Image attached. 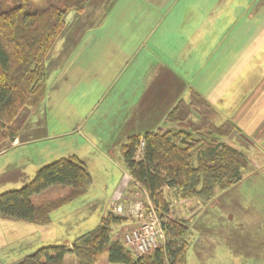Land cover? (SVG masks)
Segmentation results:
<instances>
[{
    "label": "crops",
    "instance_id": "1",
    "mask_svg": "<svg viewBox=\"0 0 264 264\" xmlns=\"http://www.w3.org/2000/svg\"><path fill=\"white\" fill-rule=\"evenodd\" d=\"M160 2L104 0L97 6L100 7L99 18H91L89 24L79 29L70 40L59 37L61 46L54 54L57 52L56 57L60 60L52 69L59 75L56 87L64 92L58 97L70 98L71 92L74 97L78 94L81 112L74 126L64 129L68 133H61L57 137L74 139L75 134L82 139V143L75 147V151L51 153L53 157L56 156L54 159H47L45 163L39 161L29 174L19 172L25 162V153L27 155L25 149L51 139V136L41 133L21 135L22 122L26 123L28 115L36 109L26 110L27 114L21 122L16 120L13 123L17 129L15 140L0 145V157L10 151L12 155L13 151L21 150L15 156L0 161V185L5 186L0 193L19 188L12 186H23L38 168L61 157L76 156L85 164L92 178L85 154L115 153L116 157L109 159L113 168L107 173L113 178L112 186L100 206L102 218L113 201L135 196L129 191L133 181L122 161L120 146L131 135L166 127L168 114L180 100L188 103L193 91L215 110V124L229 121L235 125L237 132L231 137L255 134L264 122V109L261 113L252 112L253 120L250 118V122H255L253 126L256 127L252 133H246L239 123L251 116V110L264 90V68L258 67L260 48L257 45L259 40L264 43V0H170L167 6L159 8ZM72 51L75 57L73 66L69 64ZM46 62L48 64V60ZM66 65L72 67L67 66L68 72L64 70ZM259 74L261 79H258ZM68 80L66 87L64 83ZM70 80L73 82L70 83ZM193 118H198L194 108L191 121H194ZM44 127L40 129L45 131L46 122ZM260 138L263 144L264 133ZM255 177L242 178L228 190H223L230 193L236 187L249 183L251 189L245 195L238 189L231 192L234 196L233 202H230L232 205L225 206V210L233 213L232 218L246 226L237 228L226 225L212 230L214 240L210 244H201V238L195 237L197 230L205 225L197 216L206 206L222 204L221 195L213 202L210 201L214 197L205 202L197 199L187 202L203 208L185 217L188 220L187 241L193 240L191 249L197 251L188 261V244L186 264H208L215 257H218V264H264V179H252ZM105 180L109 182L108 177ZM93 182L94 179L85 196L90 193ZM104 184L108 187L106 181ZM52 188L35 196V202L46 197L45 194ZM239 197L247 202L246 206L251 210L242 212ZM56 211L51 214L47 224L0 218V223H8L5 225H8L9 237H13L16 231L24 233V239L17 242L15 247V244L5 246L15 242L16 238L7 242V231L3 233L0 237H4L1 241L4 244L0 246V264L15 262L24 254L43 246L70 245L82 234L71 238H49L48 233L56 227L53 217ZM242 233L249 237L242 238Z\"/></svg>",
    "mask_w": 264,
    "mask_h": 264
},
{
    "label": "trees",
    "instance_id": "2",
    "mask_svg": "<svg viewBox=\"0 0 264 264\" xmlns=\"http://www.w3.org/2000/svg\"><path fill=\"white\" fill-rule=\"evenodd\" d=\"M45 1L48 5L37 9L32 8L31 0H0V145L17 137L13 123L21 111L36 109L43 102L46 59L66 28L67 14L83 13L91 0ZM193 108L200 111L199 122L175 130L172 125L188 121ZM215 116V110L193 91L188 103L180 100L168 114V128L131 135L120 146L132 186L146 192L158 213L165 237L161 245L135 256L113 233V226L126 219L108 211L71 246H43L9 264H66L68 254L77 264H95L103 254L111 264H186L187 221L170 216L165 188L180 199L210 201L217 189L239 182L248 166L245 153L219 139L237 132L235 125L229 121L217 125ZM91 183L81 160L61 157L38 168L20 188L0 193V218L47 224L54 211L82 196ZM51 187L65 191L35 202V196Z\"/></svg>",
    "mask_w": 264,
    "mask_h": 264
},
{
    "label": "rangeland",
    "instance_id": "3",
    "mask_svg": "<svg viewBox=\"0 0 264 264\" xmlns=\"http://www.w3.org/2000/svg\"><path fill=\"white\" fill-rule=\"evenodd\" d=\"M102 1H104V0H91L89 5L86 7V10H84V12L81 14H77L73 11H70L66 17L67 24H66L65 30L62 32V36L65 37L67 40H70L75 34L78 33L79 29H82L85 25L89 24V20H91V18L92 19L93 18L94 19L99 18L100 7H97V6ZM154 1L158 2V0H154ZM31 2H32L31 3L32 8H37V9L45 8L48 5V3L45 0H31ZM141 2H143V1H141ZM169 2H170V0H161V2L159 3V5H160L159 8H163L164 6H167ZM60 38H61V36H60ZM258 38H259V36H257V39ZM61 42L62 41L58 38L57 41L55 42L54 46H53L54 48H52V50L50 51V53L46 59V61L48 60V64H46V73L48 74V72H49V77H48L47 82H46V93H45V97H44V105L42 102L39 106H37L36 110H34L33 113H30L28 115L26 123L22 122L23 126L20 129L21 135H23L24 133H27V136H31V135H35V134L38 135L41 133V134H47L48 137L51 136V139L47 140V141L43 140L44 142H40V143L37 142L35 145H32L31 149L30 148L25 149V152L27 151V155L25 153V156H26L25 162H24V165H22L19 168V172H26L27 174H29V173H31L30 169H32L33 167L35 168L34 165L39 163V161H42L40 163H45L47 159H48V161H51L52 159H54V157H56V156L53 157L51 155V153H55V152L58 153L61 151L68 152L71 150L75 151V150H77V148H75V147H77V145H79L80 142L82 143V139L79 137H76L75 134L73 136L74 139H72V137H68V136L57 137L61 133H68V132H65L64 129H71V127L74 126L75 119L80 116V112H81V109H80L81 105L79 107L78 94H76V96L74 97L73 92H71L70 98L64 97L62 99L61 97L60 98L58 97L59 95H63L64 92H61V89H58L56 87V85H57L56 83L58 81L59 75H57V72H53L52 69L57 66V63L60 60V58L56 57L57 52L55 54H54V52L59 49V47L61 46ZM257 45L260 48V50L258 51V53H259L258 67H261L263 70V68H264V43H263V40H259ZM73 51H72V54H71L70 59H69L70 60L69 64H71V66H73V64L75 62V57L73 55ZM50 56H51V59H49ZM53 56H55L56 58L52 59ZM67 66H69V65H66V67L64 68V70L66 72L69 71V67L72 68L71 66H69V67H67ZM71 76H72V74H71ZM262 76L264 79V74ZM258 79H261V74H259ZM68 82H69V80L66 83H64L66 85V87L68 86V84H67ZM72 82H73V80H70V83H72ZM49 87L51 88L50 90H49ZM29 109L33 110V108H29ZM262 109H264V90L261 93V96H259V98L255 104V108H253L251 110V116L249 118H246L244 120V122L239 123V125L241 127H243V130L246 133L250 134L256 129V127L253 126L255 124V122H252V123L250 122V118H252V112L256 111V114H257V111H259V113H261L263 111ZM26 110H28V109H23L21 111L20 117H18V119H17L18 123L21 122V120L27 114ZM195 110H196L198 117H199L200 111L198 109H195ZM256 117H257V115H256ZM189 120L185 121V123H182V124L181 123H174L172 126L175 130L187 129L189 127V125L199 122L198 118L194 119V121H191V119H189ZM252 120H253V118H252ZM45 122H46V129L44 131L40 128H45L44 127ZM166 128H168V127L166 126V127L161 128V129L164 130ZM204 131H206V130H204ZM263 133H264V122L259 126V128L256 130L255 134H253V136L252 135H248V136L247 135L246 136L239 135L236 137L228 136V137H222V138L220 137L219 138L220 141L235 147L236 149L245 153V155L247 156L248 166L243 171V178L244 179L255 177V176H257V177L252 178V179H256V180L264 179V146H263L264 143L263 144L260 143V139H261L260 137L262 136ZM232 134H230V135H232ZM263 141H264V138L261 142H263ZM20 151L21 150H19L17 152L13 151L12 155H10L12 153V151H10L9 153L4 154L3 157H0V161L11 158L13 155L15 156L16 153H20ZM78 152L80 153V149H78ZM112 154L113 155H101V154L100 155H94V154L89 155V154H85L84 157L87 158L88 168L92 171V176H93L92 179H94V182H93L94 185L91 188L90 193H88L86 196L84 195L86 193L85 192L82 196H80L76 200L70 202L69 204L67 203V205H65L64 207H62L61 209L56 211L57 213L53 216L55 218L54 221L56 222V227H54V229L51 230L50 233H48L47 236L49 238H51V237H54V238L55 237L71 238V237H74L75 235L89 231V230L93 229L96 225L99 224V222L101 220V216H102L101 212H99L100 206L102 205V199L109 192V190L112 186V178L113 177L108 176V173H107V171L109 172V170L111 168H113L112 167L113 164L111 163L112 162L111 160H113L116 157L115 153H112ZM195 158L196 157L194 155L193 161H195ZM109 159H111V160H109ZM1 163H0V165H1ZM105 168H106V170H105ZM7 173L8 172H6V174ZM106 177H108L109 182L107 180H105ZM104 181H106L108 183V187L104 186L105 185ZM3 185L4 184L0 185V191L5 189V188H3V187H5ZM135 186H134L135 189H134V187H132V184L129 187V189L132 190L130 192L135 194L134 198H132V199H130V198L123 199L122 198L121 200H118L116 202L113 201V203L110 205L109 211L112 212L114 207L117 206L118 204H123L126 208V211H127V208L131 207L132 205L140 204L143 207V209L145 211H147V214H148L149 210H150L148 205L150 203L152 204V202L149 201V199L147 198L148 196H147L146 192L140 186H138V185H135ZM12 187H19L20 188L21 186H12ZM237 189L239 191H241L243 195H245L246 192H248L251 189V187L249 186V183H247V184L241 185L239 187H236L234 190H237ZM64 191L65 190L62 188L53 187L52 189H50L45 194V195H47L46 197H41V198H51L54 196H59L62 193H64ZM233 191H231V192H233ZM164 192H165V196L168 198V200L171 203V206H170V216L171 217H176V218L183 219L184 221L185 220L188 221L185 218L187 216V214L197 212L198 209H199L198 212L202 211L203 207L200 208V205L197 206L198 204H194V205H192V204L190 205V203L187 204V202H190L191 200H195V199H180L177 195H175V192L173 190H168L166 188H165ZM231 192L229 193L226 190L223 191V190L217 189L215 191L214 198L210 202H213L216 199V197L219 195H221V197H222L221 201L222 202L224 201V202L220 205H216L215 207H214V205H212L211 207L206 206L203 209V211L201 212V215L199 214V216H197V219L201 218L202 222H205V225L202 226L200 230H197L196 235H195V237L201 238V244L207 243V242L210 244V242H213L214 235L212 233V230H217L219 227L231 225V226H236L237 228H239V227L243 228L244 226H246L240 220H236L235 218H232L231 216H233V213L231 211L225 210L226 209L225 206L232 205V204H230V202H233L234 196ZM41 198H39V200ZM239 199H240V201L238 202V204L242 208V212H244V211L248 212V210H251L249 208V206H246L247 202H245V200L242 197H239ZM197 200L200 201L199 199H197ZM202 201L203 200H201V202ZM153 209L156 212V214L158 215L154 206H153ZM225 212H228V214L225 215ZM105 215L106 214H104V216ZM121 217L125 218L126 220L119 225L113 226V231H114L113 233H114L115 238H119L120 240L123 241L124 233L126 234L127 232H130L134 228V226L138 223V220L135 217H129L126 214L122 215ZM0 220H2V219H0ZM7 222H9V221H7ZM0 224H3V225H0V237H2L3 233L7 231L6 236H5V238H8L6 240L7 242H10L11 239L14 240L16 238L15 242L13 241L12 244L5 245V246L10 247V246H13L15 244L14 245V247H15L18 245L17 242L22 241L24 239L23 238L24 233L18 232V231L15 232V235L13 237H9L10 233L8 230V225H5L8 223H0ZM262 225L264 226V222L262 223ZM262 225H261V227H262ZM14 230H16V229H14ZM240 235L242 238H248L249 237V235L245 234V233H242ZM3 238L2 239L0 238V242L3 240ZM164 238L165 237H163V236L160 238H157L158 246L163 243ZM192 241L191 240L187 241V242H189L188 243L189 249H188V255H187L188 261H189L190 257L194 254L196 255V252H197L196 250L191 249ZM3 244L4 243L1 242L0 246ZM68 246H71V244ZM27 247L28 246H25V248H27ZM27 249H29V248H27ZM193 252H195V253H193ZM25 253H29V252H25ZM215 253H216V256H218L217 251H215ZM1 254H3V253H1ZM24 255H26V254H24ZM4 259H7V257H5ZM242 261L245 262L244 260H242ZM77 262H78L77 259L73 255H71V254L66 255V257H65V263L66 264H77ZM219 262H221L220 258H219ZM5 263L9 264L12 262H5ZM95 264H111V263L108 262L106 254H103L101 256V258L99 259V261ZM208 264H218V257H215L213 259V261L208 262Z\"/></svg>",
    "mask_w": 264,
    "mask_h": 264
},
{
    "label": "built area",
    "instance_id": "4",
    "mask_svg": "<svg viewBox=\"0 0 264 264\" xmlns=\"http://www.w3.org/2000/svg\"><path fill=\"white\" fill-rule=\"evenodd\" d=\"M148 206L150 208L148 214L140 204L132 205L127 211L123 204H118L112 210L116 216L126 214L138 220L134 228L123 235L124 244L135 256L152 251L158 246L157 238L164 237L158 215L151 203Z\"/></svg>",
    "mask_w": 264,
    "mask_h": 264
}]
</instances>
